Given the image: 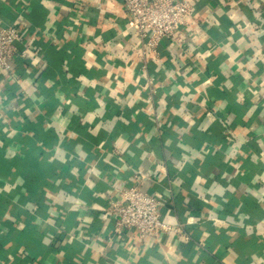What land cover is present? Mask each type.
Returning a JSON list of instances; mask_svg holds the SVG:
<instances>
[{
	"label": "crops",
	"instance_id": "0c3cea01",
	"mask_svg": "<svg viewBox=\"0 0 264 264\" xmlns=\"http://www.w3.org/2000/svg\"><path fill=\"white\" fill-rule=\"evenodd\" d=\"M140 68L121 0H0V264H264V0H191ZM185 234L106 213L135 173Z\"/></svg>",
	"mask_w": 264,
	"mask_h": 264
},
{
	"label": "built area",
	"instance_id": "2783aa9c",
	"mask_svg": "<svg viewBox=\"0 0 264 264\" xmlns=\"http://www.w3.org/2000/svg\"><path fill=\"white\" fill-rule=\"evenodd\" d=\"M134 28L140 68L147 71L149 61L159 57L161 39L169 38L180 44L182 34L194 21L195 8L191 0H121ZM26 28L16 23L0 25V72L9 74L15 81L11 62L27 58L31 51ZM145 178L135 173L132 182L119 186L115 199L106 213L114 220V230H129L138 239L158 232L185 234L181 224L165 220L157 196L140 187Z\"/></svg>",
	"mask_w": 264,
	"mask_h": 264
}]
</instances>
